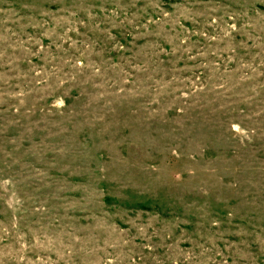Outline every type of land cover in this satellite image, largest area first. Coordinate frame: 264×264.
I'll list each match as a JSON object with an SVG mask.
<instances>
[{"label":"rangeland","instance_id":"obj_1","mask_svg":"<svg viewBox=\"0 0 264 264\" xmlns=\"http://www.w3.org/2000/svg\"><path fill=\"white\" fill-rule=\"evenodd\" d=\"M0 264H264V0H0Z\"/></svg>","mask_w":264,"mask_h":264}]
</instances>
